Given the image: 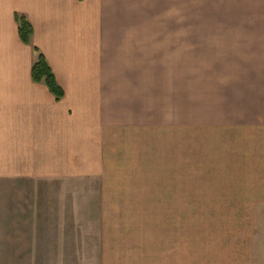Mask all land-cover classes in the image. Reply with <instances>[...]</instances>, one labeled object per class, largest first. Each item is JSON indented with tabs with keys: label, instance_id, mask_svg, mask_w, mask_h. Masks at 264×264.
Listing matches in <instances>:
<instances>
[{
	"label": "crops",
	"instance_id": "1",
	"mask_svg": "<svg viewBox=\"0 0 264 264\" xmlns=\"http://www.w3.org/2000/svg\"><path fill=\"white\" fill-rule=\"evenodd\" d=\"M18 15L33 26L30 45ZM172 45H216L201 96L216 115L202 137L217 143L216 165L204 169V195L183 194L185 204L196 195L220 216L154 218L152 233L125 235L123 264H264V0H0L4 225H18L19 185L34 179L138 177L130 173L138 166L160 176V147L146 154L163 129ZM35 48L65 92L61 101L33 80Z\"/></svg>",
	"mask_w": 264,
	"mask_h": 264
},
{
	"label": "rangeland",
	"instance_id": "2",
	"mask_svg": "<svg viewBox=\"0 0 264 264\" xmlns=\"http://www.w3.org/2000/svg\"><path fill=\"white\" fill-rule=\"evenodd\" d=\"M169 48L163 45V53ZM173 49L172 45L171 61L162 72L163 129L156 139L151 137L146 154L153 156L154 145L160 147V176L138 166L130 172L138 177L34 179L32 185H19L17 226L3 224L11 215L9 206L0 202V264H123L126 259L120 252L125 235L137 234L139 228L152 233L154 218L169 223L168 219L181 217L198 221L220 216V211L201 209L196 195L193 204H185L183 194L191 187L204 195L202 183L209 178L202 174L209 164L216 165L217 143L202 138L208 136L205 133L216 115L205 112L201 101L207 93L204 85L212 82L203 79L207 62L216 68V45ZM188 134L192 141H187ZM152 165L150 160L149 169ZM215 189L211 186L209 191ZM169 228L157 226L159 232Z\"/></svg>",
	"mask_w": 264,
	"mask_h": 264
},
{
	"label": "trees",
	"instance_id": "3",
	"mask_svg": "<svg viewBox=\"0 0 264 264\" xmlns=\"http://www.w3.org/2000/svg\"><path fill=\"white\" fill-rule=\"evenodd\" d=\"M17 21L19 23V33L21 40L27 44H31V40L34 34V29L31 23L27 20L25 16H17ZM38 53L37 60L33 66V80L36 83H45L50 91L55 95L57 101H61L64 96V90L59 86L55 75L49 66L46 57L35 48Z\"/></svg>",
	"mask_w": 264,
	"mask_h": 264
}]
</instances>
